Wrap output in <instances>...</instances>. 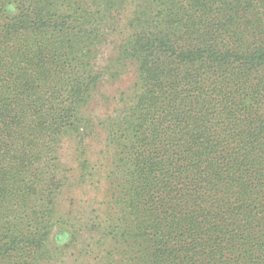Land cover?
<instances>
[{
  "label": "trees",
  "instance_id": "trees-1",
  "mask_svg": "<svg viewBox=\"0 0 264 264\" xmlns=\"http://www.w3.org/2000/svg\"><path fill=\"white\" fill-rule=\"evenodd\" d=\"M69 254L264 264V0H0V264Z\"/></svg>",
  "mask_w": 264,
  "mask_h": 264
},
{
  "label": "rangeland",
  "instance_id": "rangeland-1",
  "mask_svg": "<svg viewBox=\"0 0 264 264\" xmlns=\"http://www.w3.org/2000/svg\"><path fill=\"white\" fill-rule=\"evenodd\" d=\"M113 57L114 56H113L112 46H107L103 48L99 54V64L102 66H105V65L111 66L108 60L112 59ZM130 69L120 79H113L110 77L105 78V81L103 82L102 86L96 91L93 102L90 106L89 113L92 116L97 117V119L103 120L107 116H110L111 114H113L114 110L117 107V104L113 101L114 98L120 97L122 93H128V91L131 89L134 83V76L131 73L132 71H130ZM88 193H89V197L85 195L84 190L70 188L60 197L58 201L59 213L65 215L70 210L79 209V208L72 206L71 201H73L74 199V202L77 204L80 199L92 198L93 195L89 191ZM91 204L89 206L88 211H91L92 209H94V205L91 206ZM81 206L83 209V205ZM85 207H88V205H85ZM82 209L80 208V210ZM76 255L73 254L70 256L69 254V256L66 259H61L63 263L61 262L58 264H74L75 262L74 259Z\"/></svg>",
  "mask_w": 264,
  "mask_h": 264
}]
</instances>
